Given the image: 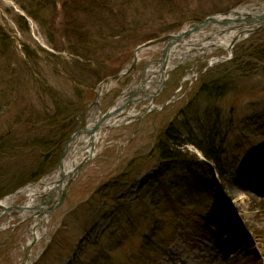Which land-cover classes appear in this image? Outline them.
<instances>
[{
    "label": "rangeland",
    "instance_id": "rangeland-1",
    "mask_svg": "<svg viewBox=\"0 0 264 264\" xmlns=\"http://www.w3.org/2000/svg\"><path fill=\"white\" fill-rule=\"evenodd\" d=\"M115 1L54 0L50 13L55 25L49 29L27 16L28 0H0V29L17 61L8 66L0 60V136L19 147L0 156V200L56 171L57 163L48 169L46 150L32 147L33 142L62 134L59 160L75 130L84 129L90 117H101L132 81L144 77L146 67L159 63L162 43L138 51L136 64L125 72L139 45L187 29L205 15L257 0H131L125 9ZM132 5L137 7L134 12ZM96 14L107 28L122 27L120 19L126 17L122 29L127 30L111 36L107 29L93 33L95 40L84 46L100 69L112 71L95 83L90 72L70 69L68 49L77 28L93 31L100 22ZM262 47L264 26L238 40L229 52L213 48L167 71L162 90L152 100L154 107L146 110L148 101L138 100L135 109L142 115L103 129L96 154L71 180L61 204L46 215L39 239L30 232L32 216L12 214L4 227L9 215L0 216V264H264V58L254 54ZM24 48L34 54H25ZM215 56L224 58L209 64ZM248 62L254 70L243 68ZM11 68L18 72L10 76ZM121 72L105 83L99 102L91 104L97 86ZM188 74L195 75L184 80ZM211 78L227 79L231 86L211 104L224 138L215 144L222 151L221 171L215 173L212 162L202 167L189 158L157 157L151 152L156 134L178 122V111L187 105L191 116L209 106L200 88ZM54 101L63 103L62 111H72L63 130L42 122L54 115ZM183 150L199 153L191 144ZM244 162L248 182L236 194L226 185ZM24 201L20 194L12 205ZM149 243L158 255L151 253Z\"/></svg>",
    "mask_w": 264,
    "mask_h": 264
},
{
    "label": "bare ground",
    "instance_id": "bare-ground-1",
    "mask_svg": "<svg viewBox=\"0 0 264 264\" xmlns=\"http://www.w3.org/2000/svg\"><path fill=\"white\" fill-rule=\"evenodd\" d=\"M246 14H250L254 17L259 15L264 16V3L260 5L251 4L246 6H238L227 16L221 15L219 18L236 19L241 17L243 19ZM192 24L193 23H191L189 26L191 27ZM239 24V22L235 21L223 23L220 26H213L210 31L208 30L205 32L204 30L207 28L202 29L203 27H199L197 28L199 30L192 31L186 37V29L179 30L178 35H181V37L175 44L168 47L164 62L161 63L159 60V63L157 62L156 65L148 68L146 67L143 78L144 80L142 81L140 79L137 83H135L134 80L130 83L123 94L120 95L111 106L110 111L113 112L111 117L103 121H101V117H98L97 115L90 117L85 126L86 130L75 135L69 141L66 155L62 160L61 168H58L54 173L46 176L37 184L24 187L23 189H20L18 193L5 196L0 200V215H9L5 217L2 226L4 227L8 225L12 214H15L20 218L32 216L34 219L30 227V232L33 234L35 239H39L44 234V232L39 231V228L49 219L46 215L57 208V205H59L57 204V201L60 199L61 193L66 192L67 190L68 186L66 187V184L69 183L68 181L70 179L73 180L79 174L80 169H77V166L80 165L82 161L84 162V160L92 158L96 154V144L99 143L103 129L125 124L129 120L142 115L143 113L140 114V112L135 109L137 101L141 98V101H148L146 110L154 107L152 100L157 96L158 92L162 90L165 84L167 71H169L175 65H179L189 58L195 59L201 53L207 54L213 48H220L226 52H229L232 42H237L238 40L249 35L251 31L258 25L256 22H243L241 25ZM206 38H208L209 42L203 41ZM162 45H164V43ZM198 45H200V47H197ZM138 56V52H136V54H134L135 64L137 62ZM223 58L224 57L221 56H215L213 59L211 58L208 63L211 64L214 61ZM161 68H163L162 71H160ZM200 73H202V71ZM186 78H191V74H188L184 77V79ZM208 80L209 79H207V81ZM105 90H107V85L105 83L100 84L97 91L98 102L103 93H105ZM132 93H135L133 95V100L135 98V101L126 103L125 106H122L128 95H131ZM143 93H147L149 96H147V98H143ZM131 104L132 106H130ZM127 106H130V108L126 110L125 108ZM200 157L201 154L199 152V158ZM248 171L249 166L247 162H244L238 166L236 172L232 173V178L227 183L226 189L233 188L236 194L242 191L243 184L248 182ZM61 172L63 178L61 177ZM20 194L25 195L26 201H24L22 204L23 209L15 211L13 210L12 203ZM25 264H31L30 260H26Z\"/></svg>",
    "mask_w": 264,
    "mask_h": 264
},
{
    "label": "trees",
    "instance_id": "trees-1",
    "mask_svg": "<svg viewBox=\"0 0 264 264\" xmlns=\"http://www.w3.org/2000/svg\"><path fill=\"white\" fill-rule=\"evenodd\" d=\"M28 3L29 5H27L26 10H25L27 16H29L31 19L36 20L40 25L42 24L46 26L47 28L52 29L53 24L55 25L54 23L55 18H54V15L50 13V11L53 10V8L55 7L54 0H28ZM98 4L100 5L101 3L98 2ZM131 4H132L131 0H116L114 2V5H116L117 7H121L123 5L124 9L130 6ZM101 7L98 9L99 12H102ZM131 9L134 12L135 10H137V7H133L132 5ZM72 14L73 16H75L74 13ZM122 15L125 16L124 12L122 13ZM97 16L99 17L98 20H100V22L94 28H92L93 31L91 29H87L86 31L82 32L79 30L80 28H77L75 30V35L77 36L76 41L74 42V45L73 46L71 45L70 49H68L69 63L70 65L73 66V67H70V69L74 71H80V72L82 70L84 73L87 71L90 72L93 78L92 82H95V83L98 80L103 79L106 76H109L112 71H108L107 69L104 71L102 68L100 69V66H98L96 62L92 59L93 58L92 55H87L88 53H86V51L88 49H86L84 46L91 44L92 40H95L94 34L98 35L99 33H102L103 30L104 31L106 29L107 31L110 30V36L114 32L115 33L118 32L119 34L120 32L122 31L125 32L127 30L126 28L125 30L122 29L125 26V22L123 24L122 21H125L126 17H122L120 19L121 21L119 23L123 25L122 27H119L117 25L116 28H113V27L107 28V26H103L104 21H101L100 15H97ZM19 22L21 23V25L24 23L21 20ZM134 28L135 26L131 27L132 30H134ZM6 40H7L6 36H4L3 31H1L0 29V60H3V61L6 60L9 66L12 62L17 63V61H15L16 59L13 56L11 57V54L8 51V43ZM24 51H25V54H30V53L34 54V52L33 51L30 52L28 48H24ZM252 51H255V50H252ZM254 54L257 55L259 59H263L264 58V47L257 48V51ZM249 64L250 63L248 62L247 66L245 64L243 68L246 67L248 70H254V67L252 68L251 65ZM16 66H19L18 69L19 68L22 69L21 64L16 65ZM18 69L15 70L14 68L13 69L11 68L9 71L10 72L9 75L12 76V74H16L18 72ZM9 87H11V85H9ZM92 88H93V85L92 87L90 86V89L88 87L89 91L92 92L93 90ZM230 88L231 86L228 85L227 79H224V78L222 80H219L217 78L216 79L211 78L208 81L206 80L203 81L200 89L201 91L206 92L205 97L207 98V100H209V106L205 107L204 110L202 109L200 113L193 112L191 116L188 115L189 111L187 112V109H188L187 105L183 107L180 111H178V116L176 119L178 120L177 123H174V121L170 122L169 124H167L166 126H164L158 131V133L156 134L151 152L153 154H156V156L161 159L182 160V159L189 158L187 160L195 162L196 164L202 167L208 166V164L205 161L199 160L195 154H189L183 150L184 145L191 144L197 150L201 152V154L207 161L214 163L215 173H219V171H221L220 170V166H221L220 158L222 157V154H221L222 151L218 150L215 147V144L217 142H218L217 144L223 143L224 138H223L222 133H220L221 132L220 128L218 127V122H219L218 111L215 108L212 109L211 104L215 101L216 98H220L224 94V92ZM82 90L83 88H81L79 91H82ZM8 95L9 94L7 92L5 96H8ZM191 100L192 98L189 99L188 103ZM84 104L85 103H83L82 106ZM192 105H193V102H191V106ZM52 106L54 107V111H53L54 115L48 116L49 119H47V121H44L43 119L42 122L44 124H47V126L51 128L53 127L60 128L61 126L60 130H63V127L65 126L64 121L66 120V118H68L69 114L72 111L66 108H65L66 110L62 111L64 109L63 108L64 105L60 101L59 102L54 101ZM78 106L79 105H77V107ZM192 123H194L193 124L194 126L192 125ZM4 138L6 137L3 135L0 136V156H3L4 154H8V152L16 153V151H18L19 149L18 146L17 147L15 146L17 142L9 145L4 140ZM63 141H64V136L60 134V137L56 139L54 137H50V138L43 137L41 138L39 142H35V143L33 142V144L35 145H31V146L40 147L42 149L44 148L43 149L44 151L46 150L47 153L45 154V160L50 162V165L48 167V169H50L54 167L58 161L56 152L58 151L59 148L61 149V144L63 143ZM208 169H210V175H213L214 172L212 171V169L211 168H208ZM149 245H150V248L152 249L150 250L151 253H153V251H154V254H157V255L160 253L157 250L158 248H156V246H153L150 243Z\"/></svg>",
    "mask_w": 264,
    "mask_h": 264
},
{
    "label": "water",
    "instance_id": "water-1",
    "mask_svg": "<svg viewBox=\"0 0 264 264\" xmlns=\"http://www.w3.org/2000/svg\"><path fill=\"white\" fill-rule=\"evenodd\" d=\"M262 3H264V0H260V1H255V2H251V3H248V4H244V6H246V5H251V4H257V5H260V4H262ZM237 8V7H236ZM235 9V8H234ZM234 9H231V10H229V11H226V12H224V13H222V14H218V15H209V16H206L204 19H202V20H197V21H194L193 22V24L191 25V27L189 26L186 30H185V37L186 36H188L192 31H197V30H199V29H197V28H202V29H205V28H211L212 26H214V25H216V24H219V25H221V24H223V23H228V22H239L240 24L239 25H241L243 22H247V23H258V25H257V27H255L252 31H251V33L250 34H252L253 32H255V31H257L259 28H261V27H263L264 26V16L263 15H259V16H256V17H254V16H252V15H250V14H246L245 15V17L242 19L241 17H239V18H236V19H230V18H227V19H220L219 18V16H221V15H223V16H227L230 12H232V11H234ZM244 25V24H243ZM179 33V32H178ZM178 33H169V34H166V35H162V36H160V37H157V38H155V39H152V40H149V41H147V42H145V43H143V44H141V45H139L137 48H136V50H135V52L133 53V55H132V60H131V63H130V67L125 71V72H127L130 68H132L134 65H135V62H134V60H135V58H134V54H136V52H138V51H140L141 49H143V48H145V47H148V46H151V45H153V44H157V43H164V45H163V48H162V52H161V57H160V61H161V63L162 62H164V58H165V56H166V53H167V49H168V47L169 46H171V45H173V44H175L179 39H180V37H181V35H178ZM249 34V35H250ZM236 42H232V44H231V47L229 48V51L231 50V48L233 47V45L235 44ZM162 69L163 68H161V70L160 71H162ZM144 71H145V69H144ZM123 73L124 72H121V73H118V74H116V75H114V76H111L110 78H106V79H104V81H103V83H106L107 81H109V80H114V79H116V78H119L120 76H122L123 75ZM144 78V77H143ZM141 79L142 81L144 80V79ZM99 86L100 85H98L97 86V90H96V92H95V97H96V99H94L93 101H92V103L91 104H97V102H98V99H97V97H98V89H99ZM124 92V91H123ZM123 92L121 93V95L123 94ZM135 93H132L131 95H128V97H127V99H126V101L123 103V105L122 106H125V104L126 103H131V102H133V101H135V98H134V100H133V95H134ZM143 96V98H147V96H149V94H147V93H143L142 94ZM142 99V98H141ZM140 99V100H141ZM122 108H124V107H122ZM121 108V109H122ZM120 110V109H119ZM112 113L113 112H111L110 111V109L108 110V111H105L104 113H103V115L101 116V118H100V120L101 121H103V120H105V119H107V118H109V117H111V115H112ZM100 121V122H101ZM86 130V128H82V129H77V130H75L74 131V133L72 134V136L70 137V139L68 140V142L67 143H65V145H64V147H63V151H62V153H61V156L59 157V160H58V162H57V166H56V170L58 169V168H61L62 167V160H63V158L65 157V155H66V152H67V148H68V144H69V141L75 136V135H77V134H80L81 132H84ZM90 159V158H89ZM89 159H86V160H84V162L82 161L81 163H80V165H78L77 166V169H81L83 166H84V164L89 160ZM63 175H62V172H61V177H62ZM63 178V177H62ZM69 183L71 182V179L68 181ZM69 183H67L66 184V187L69 185ZM19 191H17V192H14L13 193V195L14 194H16V193H18ZM65 194H66V192H63V193H61V195H60V199H58V201H57V204H61V202L63 201V199H64V196H65ZM10 195H12V194H10ZM26 199V198H25ZM26 201V200H25ZM58 206V205H57ZM23 206L22 205H20L19 207H17V206H14L13 207V210H21V209H23L22 208ZM1 216V215H0Z\"/></svg>",
    "mask_w": 264,
    "mask_h": 264
}]
</instances>
